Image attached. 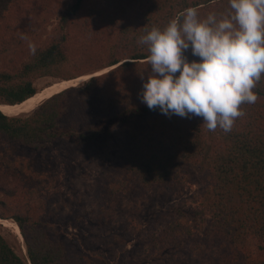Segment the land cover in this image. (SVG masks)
<instances>
[{"label": "trees", "instance_id": "obj_1", "mask_svg": "<svg viewBox=\"0 0 264 264\" xmlns=\"http://www.w3.org/2000/svg\"><path fill=\"white\" fill-rule=\"evenodd\" d=\"M53 1L0 0V58L15 57L0 67V104L13 106L33 97L39 78H93L52 95L28 115L0 111L3 156L14 162L28 155L26 166L37 174L33 169H39L43 159L58 168L79 153L115 140L117 174L95 176L90 189L89 203L101 204L100 212L117 205L130 190L181 189L197 172L203 188L199 206L186 213L153 214L147 231L133 233L132 252L150 256L157 247L177 249L189 238L190 255L207 253V264H264L246 260L232 246L238 238L264 241V75L254 89L260 98L241 106L245 115L229 133L149 110L139 95L151 72L147 47L138 43L139 38L153 26L164 28L189 7L197 8L202 18L209 12L219 16L228 11V0H107L101 16L80 14L85 0H72L59 12L65 33L22 49L26 46L11 30L13 22L34 26L53 9ZM185 55L189 61L199 60L190 49ZM40 191L32 177L0 164V197L6 200L0 199V220L18 226L29 264L104 260L101 253H78V246L53 235L48 208L43 216L42 204H30L42 196ZM184 214L195 230L207 224V232L191 233ZM258 250H264V244ZM0 264H26L1 234Z\"/></svg>", "mask_w": 264, "mask_h": 264}, {"label": "rangeland", "instance_id": "obj_2", "mask_svg": "<svg viewBox=\"0 0 264 264\" xmlns=\"http://www.w3.org/2000/svg\"><path fill=\"white\" fill-rule=\"evenodd\" d=\"M71 1L54 0L51 5L53 9L45 12L34 26H27L23 21L13 22L11 30H13L16 38L22 40L20 43L26 46L22 49L40 45L51 37L65 33L67 30L61 28H66V26L60 25L59 12L70 5ZM107 4V0H85L80 14L101 16ZM13 58L15 57L12 54L0 58V67L9 64ZM109 70H104L101 74L109 72ZM61 80L63 79L43 77L37 79L34 86L39 92L42 88L53 83L62 82ZM29 112L13 116L28 115L32 111ZM189 120L203 124V119L200 117H193ZM118 154L119 147L117 142L112 139L105 144L104 148H94L88 154L79 153V156L65 164H60L58 168L43 159L39 164V169L36 165L33 169V171L38 172L37 174H34L35 172L30 171L26 166L28 155L12 162L5 158L0 150V164L12 167L19 173L34 179L42 196L30 201V204L32 203L34 207L42 204L41 207H44V210L39 213L43 216L47 215L48 208V217L52 221L48 225V229L63 241L78 246V253H88V255L101 253L104 255V260H101L99 264L106 262L108 264H185L186 262L189 264H207V253L204 256L198 253L190 255L192 242L189 238H184L177 249L165 245H163L164 247H157L152 254L150 252V256H140V254L132 252L133 244H135L133 233L138 229L147 231L148 221L152 219L153 214L177 213L178 210L186 213L194 206H199L203 188L200 175L197 172L191 173L187 185L178 190L160 188L148 193H135L130 190L117 205L103 210V212L97 208L101 204L96 206V204L89 203L90 189L95 176L99 174L114 176L117 174ZM0 199L5 200L3 197ZM82 201L84 202L82 203ZM183 217L182 219H187L191 233L203 236L207 232V224H204L201 229L195 230L185 214ZM13 230L12 227H5L0 224L2 237L22 261L29 264L19 228L18 235ZM136 236L139 238L138 234ZM260 240L262 239L238 238L235 243H232V246H237L239 256H244L246 260H259L260 262L264 261V250H258V246L264 244V241L261 242ZM199 247L201 249V246ZM153 258L158 259V261H154ZM121 260H123L122 263H120Z\"/></svg>", "mask_w": 264, "mask_h": 264}, {"label": "clouds", "instance_id": "obj_3", "mask_svg": "<svg viewBox=\"0 0 264 264\" xmlns=\"http://www.w3.org/2000/svg\"><path fill=\"white\" fill-rule=\"evenodd\" d=\"M138 43L149 53L151 72L139 94L149 110L200 117L208 131L229 133L245 115L241 106L260 98L254 89L264 75V0H228L226 13L203 18L186 8ZM189 49L198 61L188 60Z\"/></svg>", "mask_w": 264, "mask_h": 264}, {"label": "bare ground", "instance_id": "obj_4", "mask_svg": "<svg viewBox=\"0 0 264 264\" xmlns=\"http://www.w3.org/2000/svg\"><path fill=\"white\" fill-rule=\"evenodd\" d=\"M110 70H112V68ZM88 77L89 76H85V77L82 76L78 79L68 81V82L62 81L58 83H53L50 86L42 88L41 90H39V92L36 95H34L33 97H30L29 99H27L21 104H17L13 106L0 104V111L5 115H16V114L27 113L37 108L39 104H41L44 100L48 99L52 95L58 94L59 92H61L62 90L68 87H73V86L80 85L81 83H84L88 79ZM90 78H93V77H90ZM0 224L5 227H12L14 229L13 231L18 235V228L13 222L9 220H0Z\"/></svg>", "mask_w": 264, "mask_h": 264}]
</instances>
